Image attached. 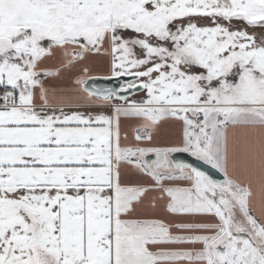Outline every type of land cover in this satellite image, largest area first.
<instances>
[{"label":"snow or ice","instance_id":"snow-or-ice-1","mask_svg":"<svg viewBox=\"0 0 264 264\" xmlns=\"http://www.w3.org/2000/svg\"><path fill=\"white\" fill-rule=\"evenodd\" d=\"M254 179L264 0H0V264H264Z\"/></svg>","mask_w":264,"mask_h":264},{"label":"crops","instance_id":"crops-1","mask_svg":"<svg viewBox=\"0 0 264 264\" xmlns=\"http://www.w3.org/2000/svg\"><path fill=\"white\" fill-rule=\"evenodd\" d=\"M105 69H106V62L101 63L97 65V71H94L92 75L99 76V77H105L108 75ZM48 87L50 89L56 90L57 92H60L62 90L70 91L72 89V84L66 81L64 82L52 81L49 83ZM136 95L142 96L143 93L142 92L137 93ZM253 205L254 207L264 208V181L260 179L253 180Z\"/></svg>","mask_w":264,"mask_h":264},{"label":"water","instance_id":"water-1","mask_svg":"<svg viewBox=\"0 0 264 264\" xmlns=\"http://www.w3.org/2000/svg\"><path fill=\"white\" fill-rule=\"evenodd\" d=\"M125 79H130V77L129 78H125ZM101 83H102V85H105V86H115V85H117L119 83H123V80H121V81H115V80H113L111 82V85H108L107 84V81H104V80H102ZM181 158L184 159V158H188V157L185 156V157H181ZM188 159H189V162L194 163L197 166H201V167L205 168L206 170H208L210 168V166L205 165L201 161H197L195 158H188ZM212 171L214 172L215 170H212ZM217 178H219V176Z\"/></svg>","mask_w":264,"mask_h":264}]
</instances>
